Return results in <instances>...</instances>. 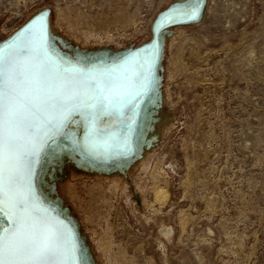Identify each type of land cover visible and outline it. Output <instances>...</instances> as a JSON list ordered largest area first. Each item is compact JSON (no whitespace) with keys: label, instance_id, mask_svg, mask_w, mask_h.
I'll return each mask as SVG.
<instances>
[{"label":"rangeland","instance_id":"374dc122","mask_svg":"<svg viewBox=\"0 0 264 264\" xmlns=\"http://www.w3.org/2000/svg\"><path fill=\"white\" fill-rule=\"evenodd\" d=\"M205 2L200 20L168 28L160 99H147L131 157L94 162L61 139L41 165L40 194L91 264H264V0ZM182 5L0 0V43L49 11L54 48L112 62Z\"/></svg>","mask_w":264,"mask_h":264},{"label":"snow or ice","instance_id":"6c2138e0","mask_svg":"<svg viewBox=\"0 0 264 264\" xmlns=\"http://www.w3.org/2000/svg\"><path fill=\"white\" fill-rule=\"evenodd\" d=\"M182 14L195 18L199 0ZM24 34L26 40L0 48V264H91L70 221L41 206L34 181L50 144L77 117L95 125L122 106L115 65L65 58L40 16Z\"/></svg>","mask_w":264,"mask_h":264},{"label":"water","instance_id":"95a60500","mask_svg":"<svg viewBox=\"0 0 264 264\" xmlns=\"http://www.w3.org/2000/svg\"><path fill=\"white\" fill-rule=\"evenodd\" d=\"M189 7H191V5L173 6L163 12L165 13L163 17L158 21V23L156 21L157 27L156 30H154L153 39L150 43L151 48H149L148 51H143L142 48H138L131 54L123 58L121 61L110 64V66L115 65V67L111 68V72L113 79L116 80L119 85L117 91L121 94V98L124 103L115 112L109 110L106 113L114 114L116 118L123 117V115L128 113L127 111L133 106V104L137 103L141 98L144 97L148 90L151 74L156 63L155 45L158 34L162 30L168 29L171 26L186 23L189 20V17L183 15L182 13ZM48 15H50L49 11H43L31 18L11 37L0 43V48L7 49L8 46L12 45L14 42L19 43L26 40L27 36L26 34H24V30L28 28L29 25H32V22L38 16L42 17V21L46 24L47 32L49 35V24L47 21ZM92 128L95 127L90 126L85 131L82 140V146L84 148V151L88 155L96 160H103L108 159L112 155H119L126 151L127 145L129 144V140L127 137L125 138L127 140L126 145L124 143L118 142L111 132L95 128V132L91 133L90 130ZM34 191L36 196L38 197L36 193L35 181ZM40 204L43 208L50 209L49 207L43 205L41 202ZM74 236L77 242L75 232Z\"/></svg>","mask_w":264,"mask_h":264},{"label":"bare ground","instance_id":"6f19581e","mask_svg":"<svg viewBox=\"0 0 264 264\" xmlns=\"http://www.w3.org/2000/svg\"><path fill=\"white\" fill-rule=\"evenodd\" d=\"M185 1H186L187 5L193 6L195 4L194 0H185ZM205 3H206L205 0H201L199 2V14L195 18H189V20L186 23H192L193 21L200 20L202 18L203 13H204ZM164 14L165 13H163V12L160 14V16H159V18L157 20V23L163 17ZM47 21H48V24H49V37H50V23H51L50 15L47 16ZM157 23L155 24L154 30H156ZM170 32H171L170 29H164L158 34V37L156 39V45H155V49H156V63H155L154 69H153L152 74H151L148 90H147V92H146V94L144 95L143 98H141L137 103L133 104V106L127 111L128 112L127 114L123 115V117L116 118V116L114 114H108V113L105 112L104 114H102L97 119L95 125H92L90 123V121L87 120L84 117H77L76 120L71 124V126L67 130V134H65L63 136H60V137H57L55 142H57V141H59L61 139H67V140H69L70 142L74 143L77 146L78 151H79V153L81 155H83L85 158H87V159H89L91 161L98 162V163H108V162H111V161H114V160H118V159H121V158H129V157H131L133 155V153H134V139H135V134H136L137 127L139 125V121H140L141 112H142L143 107H144L147 99L151 95L152 91H153V94L155 95V98L156 99H160V87H159L161 85L160 79H158L157 86L156 87H154V86H155V81H156L157 67L160 66L161 60H162V56H163L165 38L167 36H169ZM151 41H152V39L149 42H147V43H145V44H143V45H141V46H139L137 48H133L132 51H130L129 53L123 55L118 60H115V61H112V62H106V63L108 65L117 63V62L121 61L123 58H125L126 56H128L129 54H131L133 51H135L138 48H142L143 51H148V49L151 48V45H150ZM55 50L57 52H59L65 58L72 59V58L64 55L60 50H58L56 48H55ZM90 126H94L95 128L101 129L103 131L111 132L118 142H121V143H124V144H126V142H127V140L125 139L127 137L128 140H129V144L128 145L126 144L127 145L126 151H124L123 153H121L119 155H112L108 159H103V160H96L93 157H91L90 155H88L84 151V148L82 146V140H83V135H84L85 131ZM55 142H53V143H55ZM53 143H51L50 146ZM144 153H145V151L140 149V150L137 151L136 154L138 156H141V158H142L144 156ZM40 169H41V166L37 170V175H36V179H35V187H36V193L38 195V198H39L40 202L43 205L49 207L50 209L57 210L53 205H51L50 203L45 201V199L42 197V195L39 192V189H38V175H39ZM159 192H161V191H159L157 189L155 194L158 195ZM61 217L65 218L63 216H61ZM71 227L73 228V230L75 232L78 245L82 247V244H81V241H80V237H79V234H78L77 230L75 229V227L72 224H71ZM164 233L170 234L171 230L170 229H164Z\"/></svg>","mask_w":264,"mask_h":264}]
</instances>
